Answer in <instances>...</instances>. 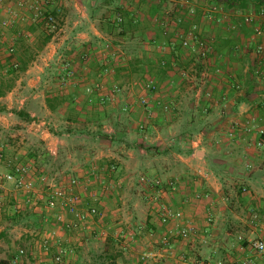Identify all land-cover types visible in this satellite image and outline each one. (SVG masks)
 <instances>
[{"label":"rangeland","instance_id":"rangeland-1","mask_svg":"<svg viewBox=\"0 0 264 264\" xmlns=\"http://www.w3.org/2000/svg\"><path fill=\"white\" fill-rule=\"evenodd\" d=\"M51 1L53 6L45 7L46 15L55 17L57 27L49 35L41 29L39 23L33 22L37 12L43 13V9L19 7L16 0H0V81L12 85L6 95L0 98V172L4 174L10 171L15 163L34 166L38 172L35 174L33 188L38 193L42 187L41 178L45 179L46 184H53L57 179L69 178L91 168L97 171L99 166L107 165L100 163L102 156L97 158L101 152L108 150L125 162L122 164L121 160L113 158L110 164L118 167L115 163H120L123 169L120 171L117 168L110 175L109 183L104 177L105 180L99 179L95 186L101 216L84 233L76 235L68 232L62 235L61 243L68 253L64 264H140L149 260L144 256L149 253L143 250L148 248L147 243L142 244L144 231L147 229L145 219L148 205L137 183L141 175L190 182L194 177L213 180L215 176L223 198L219 207L227 211L226 219L229 220L230 211L233 213L234 210L242 216L244 222L249 221L245 211L246 199H240L237 195L245 193L246 186L241 183L246 176L256 175L260 160L253 163V166L245 163L250 157L246 156L244 150L248 138L234 134L235 124L230 120L233 113V91L236 90L232 87L233 82L222 88L223 93L227 91V94H213L205 89L208 75L224 77L228 72L219 73L210 68L203 71L200 62L190 60L182 52L178 59L184 60L182 65L186 67H181L178 73H187V78L183 79L185 87L182 88L181 84L177 86L178 93L173 97H167V93L156 97L163 90L157 84V93L146 94L142 90L144 82L149 77L156 81L153 74L155 70L152 69L158 72V67H165L160 65V61L164 59L157 64H150L149 58L140 54L141 45L132 39L120 42L115 37L120 35L121 26L115 28L111 25L115 13H124L126 8L123 7L133 6L139 0H82L85 5L82 11L80 7L74 6L75 0H66L70 3L68 5L64 4L65 0H61V7L56 0ZM141 1V11L153 13L148 15L151 20L140 26L144 30L142 35L146 37L144 41H147L144 45L148 47L153 41L151 36L155 35L148 30V26L150 23L157 25V21L166 14H178V0H140V3ZM217 1L212 0V4L204 0H191L196 11L199 10L200 18L201 9L225 3L224 0H220V3ZM223 10L226 18L222 26L229 27L232 24L229 22L230 13L233 11L225 8V5ZM88 18L96 21L105 38L108 34L112 36L109 39L115 41L114 44L118 45L116 48L123 53L126 66L130 67V74L116 72L118 78L124 77L120 79L121 87L125 88H122L119 102L100 109L96 102H79L83 94L81 88L77 90L80 93L71 95L78 79L86 78L85 75H79L81 71L74 67L73 62L90 70L87 71V79L95 78L94 82L100 79V65L96 64L98 58L89 56L86 61L82 59L86 52L82 47L86 43L69 38L71 30L65 27L66 22L70 25L68 28L76 21L83 25ZM200 18L195 22L187 19L186 24L203 25ZM131 30L133 25H130ZM213 30L209 26L206 32L211 34L214 33ZM147 33L151 37L149 40ZM215 34L217 35V31ZM160 35L162 40L166 39L161 33ZM94 37L95 39L87 42L93 48L103 41L101 37ZM109 39L104 42H111ZM219 47H223L221 42ZM68 63L75 70V84L60 88L58 78ZM120 63L115 64L119 66ZM151 65L154 66L148 71ZM230 78L233 77L226 76L227 81ZM206 92L210 93L213 105L208 102ZM143 95L149 99L148 108L139 103V98ZM154 96L155 99H151ZM75 103L82 104V108L88 104L92 106L90 111L93 112L82 115L84 120L74 119L78 117V112L74 114L72 111H76L74 107H80ZM123 104L129 106L127 111L121 110ZM166 104L170 109L165 112L162 107ZM73 105L75 106L72 107ZM59 109L66 110L67 115L63 117ZM19 111L34 116L23 119L17 116ZM65 119L73 121L74 125L69 126ZM139 126L144 127L140 130ZM69 131L73 135L67 137L65 132ZM239 140L240 142H236ZM139 148L149 153L145 154ZM234 157L240 161L235 164L236 175L233 180ZM117 181L121 183L120 189L115 186ZM40 208V201H35L34 206H25L22 193L10 184L4 185L0 191V264H56L53 262L55 245L52 244L46 254L40 248L42 235H47L49 229L48 225L39 222L36 217ZM255 212L258 214L256 210ZM124 225H131L129 234L124 233ZM119 228L123 229L122 232ZM136 241L141 248L134 246ZM20 249L25 254L14 263L15 255Z\"/></svg>","mask_w":264,"mask_h":264},{"label":"crops","instance_id":"crops-1","mask_svg":"<svg viewBox=\"0 0 264 264\" xmlns=\"http://www.w3.org/2000/svg\"><path fill=\"white\" fill-rule=\"evenodd\" d=\"M145 1V0H144ZM207 1V3H212V0H204ZM65 5L70 4L69 2L63 1ZM61 0H56V3L59 7L62 6L63 3ZM220 3V0L217 1ZM215 2V3H217ZM225 8H229L230 11H233V13H230V21L234 26H236V29L232 32L228 29V25L222 26V24H203V36L206 37L213 46V53L209 56L207 62L204 65H200L201 69L205 71V68H210L211 70H215L219 73H227L226 76H232L233 78H230L228 81L226 80V76L222 77L221 75H208V79L205 77V84H207L205 89L210 90L213 94H227V91L223 93V87H226V85L233 82L234 85H239V90L233 91V113L230 117V120H232L233 124H235V127L233 128L236 130L234 134L237 136H246L248 138V141L244 145V150L246 151L249 160H247L245 163H249L253 166V163H257L258 160V167L256 170V175L245 177L241 184H245V193H240L237 195L240 199L244 198L246 199V207L245 211L247 212L249 216V221L244 222L242 216L238 215L237 211L233 213L230 211V214L228 216L229 220L226 219L227 211H225L221 206L219 207L220 202L223 200L222 198V192L220 191L218 180L215 178L210 179H204L200 177H194L193 180L190 181H184V180H178L180 182L181 192L176 195L173 199V205L177 208H181L184 210L187 216L191 217L194 220V223H196L198 227V231L194 237H192L188 242H177L174 244V250L175 254L184 253L187 255V257L190 260H200V259H233V264H238V259H241L242 257H248L253 256L254 254L250 253L249 250L247 251H241L238 247V241L237 237L242 236L244 238V242L241 243L242 246L246 244V240H258L263 239L264 240V150L263 149H256L254 147V141L256 140L257 136L254 135H246L241 134L243 133L242 127L245 124L246 120L249 117H253L256 119L257 123L264 128V53L261 55H257L255 53V47L257 45H263L264 46V16L260 15V11H264V0H233V3L224 0ZM74 6L80 7L81 11L84 9V4L82 0H75ZM92 4V2H91ZM143 7V2L140 0L137 1V3L133 6H125L123 7L125 10L124 16V22L119 29L120 35H118L115 38L120 39L121 41L132 39L135 40L141 45V56H145L146 59H148V62L150 64L159 62L160 60L166 61L167 66L165 67H158V72L156 69H152L154 65H151V68L149 67V70H155L153 74L155 75L157 84L161 85V88H163L162 91L159 92L156 97L161 94L167 93V97H173L178 93L177 86L182 85V88L185 87L186 82L180 77V74L178 73L181 67H186L183 62L184 60L178 59V56L182 55V52H184L183 48H179L178 45L180 42L176 41V46L171 47V49L163 50L162 52H158L156 50V47L152 48L151 44L154 43L156 45H159L166 41V39H163L160 37L161 30L157 27V25H154L150 23L148 26V30H151L154 36H151L153 41L151 44L146 47L144 44L145 42V36L142 34L144 33L143 29H140V26L143 25V22H147L150 16L153 13L146 11V13L142 12L141 9ZM149 7V6H148ZM147 7V8H148ZM151 7V6H150ZM154 7V6H153ZM157 7V6H156ZM199 8V7H198ZM233 8V10H231ZM200 9V8H199ZM84 11V10H83ZM84 14V13H82ZM119 14V13H117ZM247 14H252L255 16V22L254 25H258L262 29V34L259 36H256L253 32V26L245 25L243 23V16ZM137 17V18H136ZM114 20V17H112ZM148 18V19H146ZM200 18V12L199 10L196 11V15L194 18L189 19V22H195L199 20ZM154 22L156 20H153ZM95 20H92L88 18L86 19V22L83 23V25L80 24V21H76L72 23L71 28H68L69 23L65 26L70 31L69 38H75L77 40H82L86 44L84 45L83 51H88L91 49H96L101 47L105 44L104 40H107L111 38L112 36L110 34L106 35V38L103 35V30L97 26V23H95ZM188 22V21H187ZM201 23V18H200ZM130 25H133V30L130 31ZM209 26L211 28H214V33L210 34L206 31L209 29ZM183 28L186 29L184 26ZM137 32H136V31ZM135 31V32H134ZM140 31V32H139ZM215 31H217V35L215 34ZM209 32V31H208ZM149 33V32H148ZM147 33V38L149 40L150 35ZM206 33V35H205ZM216 35V36H215ZM94 36L101 37L103 40L102 43H99L97 47L94 46L91 47L88 45V40L95 39ZM94 37V38H93ZM110 41L112 39H109ZM144 41V42H143ZM163 41V42H161ZM115 42V41H114ZM113 41L109 42L113 45L115 50L119 51L120 49L116 48L118 45H115ZM223 44V47H219V43ZM144 45V46H142ZM182 50V51H181ZM233 50V52H232ZM186 52V50H185ZM233 56V59H231ZM94 58V57H93ZM92 58V59H93ZM128 59V57H127ZM191 60V58H190ZM189 60V61H190ZM96 61V60H93ZM116 62H121L119 66H116ZM88 64V63H86ZM96 64L98 66L100 65L99 62L96 61ZM74 67L81 71L79 75H85L86 78H80L78 79L79 82L76 84L75 89H72L71 95L74 93H80V91H77L81 88V91L84 89V86L86 84H89L91 82H94V79H87V71H90L85 66H81L77 62H73ZM115 65V74L107 77V78H101L98 81L103 80L102 82L105 83V87H109L112 82L118 83L122 86V82L120 79H123L124 77H119L116 75L118 72L119 74L127 75L130 74L129 70L130 67L126 66V61L124 60L123 53L120 51V55L116 61H114ZM78 66V67H77ZM97 66V65H96ZM80 67V68H79ZM100 67V66H99ZM97 68V71L99 69ZM156 67V68H157ZM223 69V70H221ZM77 70V71H78ZM230 73V74H229ZM152 74V73H150ZM207 74L205 73V76ZM204 76V74H202ZM127 77V76H126ZM97 78V73H96ZM96 81V82H98ZM198 85V84H197ZM204 86V84H203ZM83 87V89H82ZM125 88V87H122ZM192 88V87H191ZM76 90V91H73ZM138 91V90H137ZM83 94L79 98V102H84L86 100V96H84V91H82ZM163 92V93H162ZM223 94H222V93ZM216 94V95H217ZM83 97V99H82ZM217 97V96H216ZM151 99H155V96ZM83 100V101H82ZM126 102H129V100H126ZM209 103L213 105V99L212 101L209 100ZM78 103V102H77ZM76 105L80 107H74V110L72 111L74 114H78V117H74V119L84 120L85 117L82 115H90L92 112L90 109H92L90 105H85L82 108V104ZM71 107V106H70ZM96 107V105H94ZM211 107V106H210ZM97 109V108H96ZM100 109V107H99ZM59 113H62L63 117H65V111L64 109H59ZM64 111V112H63ZM71 111V110H70ZM55 112V110H54ZM80 114V116H79ZM100 114V113H99ZM100 115H104L100 114ZM30 118H32L34 115H28ZM55 116V115H53ZM73 119V118H72ZM65 123H67L69 126H73V121L68 119H65ZM68 127L67 128H71ZM240 127V128H239ZM65 135L67 137H70L73 135L72 131L65 132ZM58 137V136H57ZM60 137H58L59 139ZM62 139V138H60ZM236 142H240L236 141ZM51 150V149H50ZM85 150V149H82ZM106 151V150H105ZM139 151L144 152L145 154H148L149 152L140 149ZM100 158L102 156L100 163H104L109 165L113 158H117V160H121V163L124 164V160L118 157L117 155L109 152L108 150L101 154L97 155ZM110 158V159H108ZM253 158L255 162L251 159ZM240 161L239 159L233 158V180L235 179V173L234 169L236 168V162ZM118 167V169L121 171L123 169V165L120 163H115ZM202 189H207L210 191L212 196V209H213V222L210 226L205 227L203 222V215H204V203H183L182 200L184 199V194L186 193H192L193 191H201ZM263 198V199H261ZM255 210L258 212L256 214ZM257 215L258 219L256 221L251 220L252 215ZM233 220H232V219ZM146 226L147 229H145V238L144 242L142 240V244H146V249H143L145 253L158 255L159 248L156 244V239L158 236L164 231V227H162L156 219L151 218L148 213L146 215ZM131 225L126 226L124 225V233L129 234V228ZM122 228H119V231L122 232ZM127 242V241H125ZM134 246L136 248H141L139 244H137V241L134 242ZM139 246V247H138ZM144 254V253H143ZM256 264H264V258H258L254 257ZM159 260V259H158ZM134 262V261H133ZM164 263H167V260H163ZM138 264V263H137ZM140 264H161V261L159 263H152V261L145 260L144 263Z\"/></svg>","mask_w":264,"mask_h":264},{"label":"built area","instance_id":"built-area-1","mask_svg":"<svg viewBox=\"0 0 264 264\" xmlns=\"http://www.w3.org/2000/svg\"><path fill=\"white\" fill-rule=\"evenodd\" d=\"M178 14H166L157 21V27L161 30V34L166 38V41L156 45L151 44V47H156V50L162 52L163 50L171 49L176 46V41L183 48L184 52L191 60L200 62L204 65L209 56L213 53L212 43L203 36V28L201 24L193 23L187 25V19H192L196 15V7L191 0H178L177 2ZM16 5L19 7H32L35 9H43L38 11L33 22L40 24L42 30L47 34H52L57 27V21L52 15H46L45 7L53 6L51 0H16ZM201 23L202 24H223L226 18L223 7L221 5H209L205 9H201ZM260 15L264 16V11H260ZM137 18V17H136ZM114 24L120 27L124 22L122 14L114 16ZM255 16L247 14L243 16V23L245 25L253 26ZM8 24V23H7ZM186 27L183 28V27ZM229 30L234 31L236 26L229 25ZM253 32L256 36L262 34V29L258 25H254ZM12 52V49L9 50ZM182 51V50H181ZM255 53L261 55L264 53V46L257 45ZM89 56L94 57L100 64V73L98 77L101 79L114 75L115 65L113 64L119 57L118 51L111 43H105L99 48L86 51L82 59L85 61ZM113 64V65H112ZM166 61H160L161 66H166ZM15 66V65H14ZM58 78L60 88L75 84V70L71 63L65 65L61 70ZM182 79L187 78L185 71L180 72ZM101 81L86 84L84 86V94L88 103H97L98 107L113 105L119 102V97L122 94V87L118 83L112 82L109 87H105V83ZM236 90L240 89L239 85H232ZM157 82L155 79L147 78L142 86V90L150 95L157 93ZM206 97L210 100V93L206 92ZM96 102V103H95ZM139 103L148 108L149 99L143 95L139 98ZM127 104H123L121 110L127 111ZM163 111H168L170 106L168 104L162 107ZM151 117V115H148ZM144 126H139L140 130ZM243 133L246 135H256L254 147L256 149L264 150V128L260 126L256 119L249 117L242 127ZM1 157V155H0ZM117 171L115 165H101L97 171L92 168L83 172L77 173L75 176L69 178L57 179L53 184H46L45 179L41 178L42 187L37 193L33 188L34 180H36L37 169L34 166L23 163H15L10 171L6 173L0 172V191L5 184L14 186L15 190L20 191L23 195V202L25 206H34L35 201H40L42 208L39 210V222L48 225V234L43 233L40 241V248L44 254L49 250L52 244L56 247V254L53 257V262L56 264H64L67 261L68 253L66 248L62 246V235L72 233L79 235L94 224L95 219L101 216L97 204L99 201L98 194H96V185L99 179H106L109 183V177ZM104 179V180H105ZM105 184V182L101 181ZM141 187L144 199L148 205V215L156 219L158 224L164 227V231L156 239V244L159 248L158 255L146 254V259L154 263L161 264H233V259H200L190 260L186 254H175L174 244L179 242H188L194 237L198 231V227L194 220L187 216L183 209L177 208L173 205V199L181 192L179 181L173 179H162L159 177H151L146 175L139 176L137 181ZM112 184V183H111ZM115 186L120 189L121 183L115 182ZM183 203H204L203 222L205 227H208L213 222L212 196L209 190L202 189L201 191H193L192 193L184 194ZM252 221L258 219L257 215L251 216ZM238 247L241 251L249 250L254 254V257L264 258V240H246L244 242L242 236L237 237ZM25 252L23 249L18 250L14 263L18 261V257H22ZM253 256L242 257L238 259V264H256ZM159 259V260H158ZM163 260H167L164 263Z\"/></svg>","mask_w":264,"mask_h":264},{"label":"trees","instance_id":"trees-1","mask_svg":"<svg viewBox=\"0 0 264 264\" xmlns=\"http://www.w3.org/2000/svg\"><path fill=\"white\" fill-rule=\"evenodd\" d=\"M228 1H230V2L233 3V0H228ZM115 14H117V13H115ZM119 14H121V13H119ZM122 16H123V17H126V15L124 16V14H122ZM112 19H113V18H112ZM113 21H114V20H112V24H111V25L114 26V27L116 28V26H115V24H114ZM121 26H122V25H121ZM117 28H118V27H117ZM120 28H121V27H120ZM49 39H50V37L47 38V40H49ZM213 50H214V49H213ZM11 87H12V85H10V84H8L7 82H4L3 80H1V81H0V98L3 97V96H5L6 93L11 89ZM16 114H17L18 117L23 118V119H28V118H29V116H28L26 113L21 112V111L17 112ZM36 217L39 218L38 215H36Z\"/></svg>","mask_w":264,"mask_h":264},{"label":"water","instance_id":"water-1","mask_svg":"<svg viewBox=\"0 0 264 264\" xmlns=\"http://www.w3.org/2000/svg\"><path fill=\"white\" fill-rule=\"evenodd\" d=\"M198 155H200V154H198Z\"/></svg>","mask_w":264,"mask_h":264}]
</instances>
